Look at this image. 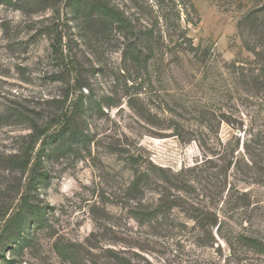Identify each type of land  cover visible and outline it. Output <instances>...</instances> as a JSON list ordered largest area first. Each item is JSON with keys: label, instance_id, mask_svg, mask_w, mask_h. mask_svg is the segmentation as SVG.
I'll return each mask as SVG.
<instances>
[{"label": "rangeland", "instance_id": "374dc122", "mask_svg": "<svg viewBox=\"0 0 264 264\" xmlns=\"http://www.w3.org/2000/svg\"><path fill=\"white\" fill-rule=\"evenodd\" d=\"M30 1L0 0V235L42 211L0 264H264V0H108L110 36Z\"/></svg>", "mask_w": 264, "mask_h": 264}, {"label": "trees", "instance_id": "16d2710c", "mask_svg": "<svg viewBox=\"0 0 264 264\" xmlns=\"http://www.w3.org/2000/svg\"><path fill=\"white\" fill-rule=\"evenodd\" d=\"M8 4L17 5L18 8L25 9L27 8L31 2L30 0H3ZM29 1V2H28ZM71 4V12L73 14H79L80 12L87 13V16L96 17V22L99 24L98 27L92 28L91 31H94L97 34H103L110 36L115 31H122L124 34L130 32L129 24L130 20L126 16L125 12L122 11L119 7L111 5L108 0H69ZM88 19V18H87ZM91 21V20H90ZM116 24V26H115ZM151 32V31H150ZM145 34H149V32H145ZM59 45L56 44L54 46V52L58 56L59 54ZM132 57V54H130ZM138 60L139 57H134ZM83 100L79 99L78 107H82ZM32 127L34 129V133L32 135L34 145L38 142L40 137H43L46 133V130H42V128L37 123H33ZM76 131V130H75ZM69 132V138L73 139L74 136V128L68 127L66 131L60 132L57 136V141L59 144L54 148L55 150L59 149L60 141L64 140V136ZM76 136V135H75ZM74 136V137H75ZM50 142L49 140H43L40 148L39 159L41 160V156L43 154L48 153ZM34 146L29 150L34 151ZM32 155L28 158L26 164L21 165V167H28L31 162ZM20 167V166H19ZM37 167V166H36ZM32 178L30 180L29 186L31 188H35L38 182H42L44 178L48 176L46 172H42L40 169H35L33 171ZM142 175H138L135 179V187H138L142 181ZM24 206L16 213L14 216L9 217L6 221V228H4V233L0 235V257H4V254L8 249L14 251L16 248H20L25 246V242L28 240L26 238L25 230L28 227H32L33 220L29 218L30 215L28 213L29 210H33V212L40 213L42 208L39 206H34L31 202V194L26 195L23 198ZM29 241V240H28ZM60 256L62 257H71V255L67 254L65 250H57Z\"/></svg>", "mask_w": 264, "mask_h": 264}]
</instances>
